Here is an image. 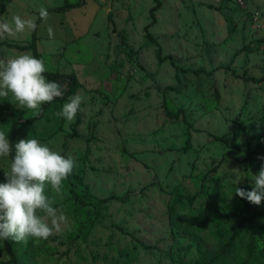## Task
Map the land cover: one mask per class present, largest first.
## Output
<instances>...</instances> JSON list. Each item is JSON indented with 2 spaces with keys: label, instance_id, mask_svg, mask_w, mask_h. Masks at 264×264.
Segmentation results:
<instances>
[{
  "label": "rangeland",
  "instance_id": "obj_1",
  "mask_svg": "<svg viewBox=\"0 0 264 264\" xmlns=\"http://www.w3.org/2000/svg\"><path fill=\"white\" fill-rule=\"evenodd\" d=\"M83 1L37 32L81 110L69 123L55 113L71 96L53 101L16 134L75 159L62 195L49 193L68 223L47 240H0V264H264V201L234 194L264 163V0H160L154 13L155 0ZM79 2L0 0V61L34 56L14 16L37 24L41 8ZM36 115L0 97L11 142L15 119Z\"/></svg>",
  "mask_w": 264,
  "mask_h": 264
},
{
  "label": "clouds",
  "instance_id": "obj_2",
  "mask_svg": "<svg viewBox=\"0 0 264 264\" xmlns=\"http://www.w3.org/2000/svg\"><path fill=\"white\" fill-rule=\"evenodd\" d=\"M40 18L47 21L48 12L40 9ZM15 32L35 31L37 24L17 15L13 18ZM10 34L12 29L4 25ZM48 36L54 38V30L48 27ZM44 61L24 54L0 61V97L9 94L20 107L39 115L43 105L64 97L66 85L47 79ZM11 102V101H10ZM83 100L71 96L55 115L71 123L81 110ZM15 106V105H14ZM11 156L8 170H4L5 182L0 183V240H13L26 244L28 240H47L67 226V217L54 207L55 199L49 193L62 195L64 182L76 167L75 159L52 150L38 139H20L13 144L5 131L0 130V158ZM264 161V157H259ZM252 189L236 188L235 195L260 206L264 201V163L258 174L251 177Z\"/></svg>",
  "mask_w": 264,
  "mask_h": 264
},
{
  "label": "trees",
  "instance_id": "obj_3",
  "mask_svg": "<svg viewBox=\"0 0 264 264\" xmlns=\"http://www.w3.org/2000/svg\"><path fill=\"white\" fill-rule=\"evenodd\" d=\"M155 2L157 3V6L152 10V12L154 13L155 11H157L160 6H161V2L160 0H155ZM85 5V2L83 0H81V2L79 3H76V4H67L65 5L64 7H60V8H55V9H51V10H48V14L51 13V12H63V11H67V10H70V9H73L75 7H80V6H84ZM111 19V17H110ZM112 20V19H111ZM43 20L39 17V20H38V23H37V29L35 31L32 32V43L31 45L29 46H24V47H19L20 50L22 51H28V50H31L34 54V57L38 58V59H41V55L38 51V25L42 22ZM148 39L153 43L155 44L156 46H158V49H159V58L162 62H166V61H169V60H172L173 61V57L172 56H165L163 57L162 56V48L160 47L158 41L151 35V34H148L147 35ZM46 77L51 80V81H69L68 77L64 76V75H61V74H58V73H50V72H46L45 73ZM70 84V88L67 92V94L63 97V98H57V99H54V101H62V100H65L67 99L69 96H71L74 91H75V88H74V85L73 83H69ZM51 103H46L44 104L42 107H43V111L41 114L39 115H36L34 118L32 119H29V120H26L24 122L23 118H16L14 123H13V126H12V134H11V140H12V143L15 144L16 142V134H17V129L20 125H30L32 124L33 122H36L38 120H40L44 114H45V111L48 109V107L50 106Z\"/></svg>",
  "mask_w": 264,
  "mask_h": 264
}]
</instances>
